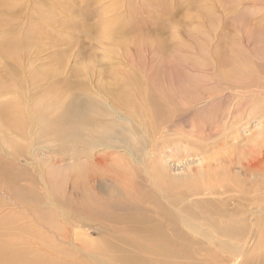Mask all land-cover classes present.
<instances>
[{
  "label": "rangeland",
  "instance_id": "1",
  "mask_svg": "<svg viewBox=\"0 0 264 264\" xmlns=\"http://www.w3.org/2000/svg\"><path fill=\"white\" fill-rule=\"evenodd\" d=\"M0 43V264H264V0H0Z\"/></svg>",
  "mask_w": 264,
  "mask_h": 264
},
{
  "label": "bare ground",
  "instance_id": "2",
  "mask_svg": "<svg viewBox=\"0 0 264 264\" xmlns=\"http://www.w3.org/2000/svg\"><path fill=\"white\" fill-rule=\"evenodd\" d=\"M0 51L1 52H3V53H5V54H7L8 56H10V55H12L13 54V52L12 51H10L9 49H8V47L6 46V44H3V43H0ZM237 85V84H236ZM159 90V89H158ZM190 90V89H189ZM248 90V89H247ZM255 90V89H254ZM254 90H249V91H254ZM249 91H247V92H249ZM264 91V90H263ZM229 92H231V91H229ZM233 92V91H232ZM243 92V91H242ZM246 92V93H247ZM260 92V91H259ZM159 93H161V95H163L164 97H167V94L164 92V91H159ZM237 93H238V91H237ZM236 93V94H237ZM261 93H263V92H261ZM245 94V93H244ZM244 94H242L243 96H244ZM254 94V93H253ZM257 94V93H256ZM239 95V94H238ZM251 95V94H250ZM90 103L91 104V102L90 101H88V100H84V101H81V103H79L81 106H82V108H85V106L86 105H90V104H87V103ZM151 114L153 115V117H154V120H155V122H159V116L165 111V109H166V107H165V105H164V103H162V102H160L159 100H158V102H157V100H155V98H152V100H151ZM1 106H0V120H4V122H6L7 120L11 123V124H18L19 123V121H16V118H17V116H15V114H13V112L12 111H9L8 110V108L6 107V106H4L3 104H0ZM81 108V109H82ZM235 108V107H234ZM234 111V110H233ZM64 112V113H63ZM76 112H78V110H75V108H66V109H64V110H62L60 113H59V115L58 116H56V117H46V115L44 114V113H39V114H37V116H35V115H32V113H29V112H26L25 114H28V116H30V118L33 120V121H35V119H37V120H39V119H42V121L44 120V121H47L48 123H52L54 120H56V119H59V118H65L66 116H73V115H75L76 114ZM63 113V114H62ZM24 114V115H25ZM231 114V113H230ZM22 115V114H21ZM62 115V116H61ZM23 116V115H22ZM84 115H80L79 117L80 118H84L83 117ZM4 118H6V119H4ZM22 118V117H21ZM66 119V118H65ZM129 119V118H128ZM239 119V118H238ZM242 120H243V118H242ZM7 121V122H8ZM125 121V120H124ZM132 122V121H131ZM125 123V122H124ZM230 123H231V120H230ZM238 123V121H234V123H233V125L234 126H237L236 124ZM8 124V123H7ZM123 124V123H122ZM158 124V123H157ZM1 125V124H0ZM115 125V124H114ZM240 125V124H239ZM122 126V125H121ZM260 126V125H259ZM107 127V126H106ZM116 127V126H115ZM131 128V127H130ZM159 128V127H158ZM161 128V127H160ZM159 128V129H160ZM230 128H231V125H230ZM32 129V128H31ZM125 129V128H124ZM163 129V128H162ZM234 129H236V127H233V130ZM238 129V128H237ZM4 131H5V129H4ZM226 132V131H225ZM3 133V132H2ZM0 134H1V127H0ZM148 134V133H147ZM1 137V136H0ZM231 137V138H230ZM239 136H229V137H227V139H226V141H228V140H232L233 141V139H237ZM48 138V137H47ZM2 139H4V138H2ZM8 140V139H7ZM45 140V139H44ZM48 140H49V138H48ZM3 141V140H2ZM236 141V140H235ZM234 141V142H235ZM146 142H148V140L146 141ZM45 143H48V142H45ZM51 144H52V142H51ZM93 144H94V142H93ZM92 144V145H93ZM40 145V144H39ZM97 145V144H96ZM147 145V144H146ZM151 145V144H150ZM153 145V144H152ZM261 145V144H260ZM259 145V146H260ZM5 146V145H4ZM4 146H2L1 145V147L2 148H4ZM46 147V146H45ZM148 147V146H147ZM10 149V148H9ZM8 149V150H9ZM62 149V148H61ZM145 149H147V148H145ZM261 150L259 151V154L261 155V158L258 160V157H256V156H253L252 158H251V160L249 161L248 159V161H249V163H248V167H253V166H255V165H257L259 162H261V163H263L264 162V145L263 146H261V148H260ZM40 151V150H39ZM147 151V150H146ZM190 152V151H189ZM200 152V151H199ZM255 152V151H254ZM256 153V152H255ZM7 154V153H6ZM147 156L148 155H151L152 156V154H150V151H149V149H148V151L145 153ZM1 155V154H0ZM13 154L11 153V157H12V159H13V156H12ZM146 155H145V157H146ZM5 156H7V155H5ZM150 156V157H151ZM189 156V155H188ZM197 156H199V155H197ZM8 157H9V155H8ZM10 157V158H11ZM249 157V156H248ZM15 158V157H14ZM144 158V157H143ZM201 158V157H200ZM145 159V158H144ZM148 159V158H147ZM194 159V158H193ZM196 159V158H195ZM198 159V158H197ZM16 160V159H15ZM18 160V159H17ZM102 160V159H101ZM137 160V159H136ZM146 160V159H145ZM200 160H202V159H200ZM194 161V160H193ZM196 161V160H195ZM246 161V160H245ZM100 163V162H99ZM219 164H220V162H218ZM208 165H209V162L207 163ZM191 165V164H190ZM200 165V162H198V166ZM214 165V164H213ZM105 166V165H104ZM188 166V165H187ZM107 167V166H106ZM211 167V166H210ZM209 167V168H210ZM215 167H217V166H215ZM102 168H103V166H102ZM219 168V167H218ZM201 169H203L202 167H201ZM200 169V170H201ZM205 169V168H204ZM211 169H214V168H211ZM216 169V168H215ZM99 170V169H98ZM114 170V169H113ZM116 170V169H115ZM131 170V169H130ZM110 171H112V170H110ZM211 171V170H210ZM113 172V171H112ZM124 171H122V173H123ZM109 174H110V172H108ZM133 173V172H132ZM155 173V172H154ZM234 173V172H233ZM111 175V174H110ZM131 175V174H130ZM231 175V174H230ZM229 175V176H230ZM251 175V174H250ZM221 176V175H220ZM244 176V175H243ZM242 176V177H243ZM246 176V175H245ZM13 177V176H12ZM15 178V177H14ZM17 178H18V175H17ZM101 178V177H100ZM218 178H219V176H218ZM217 178V179H218ZM223 178H225L224 176H223ZM223 178H221L222 180H218V183L221 181H226V182H224V183H228L227 182V179L229 178H225L224 180H223ZM117 179V178H116ZM232 179V177L229 179V180H231ZM43 181V180H42ZM213 181H215V178L213 179ZM216 182V181H215ZM215 182H214V184H215ZM222 182V183H223ZM43 183H44V185L45 186H43V190L45 189V187H46V182L45 181H43ZM187 183V182H186ZM185 183V184H186ZM198 183V182H197ZM197 183H195V184H197ZM223 183V184H224ZM179 185H181V184H179ZM183 185V184H182ZM193 185V184H192ZM198 185H199V183H198ZM202 185V184H201ZM30 186H32L31 185V182L30 183H26V188L27 189H20L19 190V192L18 193H20L21 195H23L24 197H25V199L24 200H28V198H30V196H31V190L29 189L30 188ZM190 186H191V184H190ZM191 187H193L194 189H196V186L194 187V185L193 186H191ZM198 187H200V185L198 186ZM197 187V188H198ZM204 187V186H203ZM202 187V188H203ZM212 187H214V186H212ZM217 187V186H216ZM215 187V188H216ZM11 188V187H10ZM192 188V189H193ZM201 188V187H200ZM201 188V189H202ZM190 189V188H189ZM188 188H187V191L189 190ZM193 189V190H194ZM201 189H196L195 191H197V190H201ZM204 189V188H203ZM211 189V188H210ZM235 189V188H234ZM9 190V189H8ZM191 190V189H190ZM236 190H238V189H236ZM27 191H29V193H27ZM227 191V190H226ZM8 192V191H7ZM191 192V191H190ZM43 193H44V191H43ZM7 194H10V192H8ZM11 195V194H10ZM196 195H198V194H196ZM195 195V197H198V196H196ZM207 195H209V194H206V196ZM219 195L220 194H218L217 196L219 197ZM223 195V194H222ZM225 195H227V194H225ZM9 196V195H8ZM200 196V195H199ZM209 196H211V195H209ZM215 196V195H214ZM213 196V197H214ZM224 196V195H223ZM226 197V196H225ZM26 200V201H27ZM225 200V199H224ZM214 202V201H213ZM21 203H26L25 201L24 202H16V203H12L14 206H15V209L17 210L21 205L23 206L22 207V209L24 210V212L26 213H23L22 215H20V216H34V214H33V210L31 209V207H27L26 205H23V204H21ZM19 213V212H18ZM18 213H15V216H18L19 214ZM223 229H225V228H223ZM201 232V231H200ZM207 232V231H206ZM28 236H31V235H26L25 236V238H23V240L25 241V242H27V241H30L31 240V238H29ZM73 236H75V234L73 233ZM16 236H12L11 237V239L8 241V242H5V241H0V262H5V261H7L8 259L10 260V261H12V255L14 254V253H18V252H20L21 253V249H18V247H14L13 246V244H14V242L16 241ZM212 238V237H211ZM208 239H209V237H208ZM211 240V239H210ZM23 241V242H24ZM211 246V245H210ZM93 247V246H92ZM89 248V247H88ZM90 248H91V246H90ZM92 249V248H91ZM95 249V248H94ZM26 250H30V248H27ZM92 253V252H91Z\"/></svg>",
  "mask_w": 264,
  "mask_h": 264
}]
</instances>
